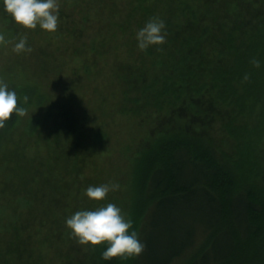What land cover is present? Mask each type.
Returning <instances> with one entry per match:
<instances>
[{
	"label": "trees",
	"instance_id": "16d2710c",
	"mask_svg": "<svg viewBox=\"0 0 264 264\" xmlns=\"http://www.w3.org/2000/svg\"><path fill=\"white\" fill-rule=\"evenodd\" d=\"M77 1L72 5L61 0V4L65 9L67 3L72 5V15L67 13L74 17L69 34L77 37L78 48L70 45H76L75 39H65L61 29L54 34L59 56L47 49L51 42L47 36L37 51L46 55L53 73L66 70L74 76L82 73L85 80L94 77L108 83L111 105L121 92V106L105 110L100 104L97 111L86 113L73 94L76 78H69L60 103L48 111V117L58 122L60 111V121L75 124L82 116L95 125L107 118L115 122L116 112L140 123L155 115L154 138L136 155L133 176L127 182L132 190L125 213L145 247L128 260L104 259V242L82 251L84 244L76 245V238L70 236L67 249L57 247L47 264H264V171L254 169L260 165L264 170L260 143L264 124L257 120L264 121V64L257 69L251 63L252 57L262 60L264 56V44L259 42L264 0H161L160 8L154 6V16L165 21L166 39L146 49L137 46L134 36L151 17L147 18L152 9L147 0ZM243 8L249 21L241 17ZM1 14L13 22L4 8ZM32 39V33L26 36L28 43ZM248 50L250 55L245 54ZM31 102L32 98L25 102L17 98L23 107L30 108ZM237 117H243L242 121H234ZM21 119L22 114H11L0 127V139ZM37 125V119L29 124V136H34ZM87 128L74 143L76 155L86 148L90 134H96V139L104 136L93 128L88 134ZM71 142L73 136L67 143ZM8 221V228L15 229L13 237L4 240V255L9 258L3 255L0 264H25L24 251L11 261L10 254L34 234L27 235L17 222ZM28 243L40 248L38 242ZM79 253L86 262L78 258ZM31 257L27 264H44L38 251Z\"/></svg>",
	"mask_w": 264,
	"mask_h": 264
},
{
	"label": "rangeland",
	"instance_id": "374dc122",
	"mask_svg": "<svg viewBox=\"0 0 264 264\" xmlns=\"http://www.w3.org/2000/svg\"><path fill=\"white\" fill-rule=\"evenodd\" d=\"M160 1L157 0L154 5V0H147V3L152 5L147 18L156 14L154 6H157V9L160 8L162 4ZM57 3L59 4V16L55 31L43 29L39 24L36 27H26L14 19L13 22H9L10 20L1 14L3 6L0 4V37H2L0 39V81L6 82L10 88H14L17 98H21L24 102L25 97L30 100L32 98L31 107L29 108V105L24 107L25 112L15 128L10 132L6 131L0 139V258L7 248V243L4 240L10 236L13 237L11 230L15 228L11 225L8 228L10 223L8 220L11 218L12 221L19 224L21 232L33 233L31 241H34V244L38 242L37 245L40 246L37 249L32 243L27 246L28 242H31L27 240L13 248L10 261L17 252L20 254L24 251L25 255L22 254L24 257L21 260H25V264L32 261L31 254L35 252L36 255V251L43 258V263L47 264L48 261H53L54 250L57 247L67 249V243L72 241L69 240V237H76L69 234L71 229L65 224V217L77 209L94 208L111 201L119 205L125 217L128 218L125 211H128L130 206L132 187L130 182L128 184L127 182L133 176L132 163L135 161L136 155H139L148 144L147 142L154 138L151 135H154L153 130L157 124L156 122L153 125V121L156 120L155 115L152 118L146 116L145 121L140 123V119L136 120L118 112L113 114L115 122L109 121L108 118L105 122L101 120L94 122L95 125H100V128H96L91 122L87 123L82 119V116L81 119H78V116L74 115V111L72 117L78 119L75 124L66 122L67 119L60 121V111H57L60 115L57 117L58 122L55 121V118L52 119L53 116H51L52 118L48 117V111L54 110L60 103L61 90L65 86H69V78H76L72 84L73 94L79 101L81 109L88 114H91V111H97L101 107L100 104L105 110H113L115 104L119 108L122 97L119 92L112 106L113 98L107 87L108 83L96 81L94 77L85 80L82 73L79 76H74L64 70L62 74L58 75L57 71L53 73L49 70L52 65L48 63L46 55L39 54L37 51L38 47L46 44L43 36L50 37L51 42H47L46 47L52 49L53 52L55 50L57 55L60 53V44L54 43V34L57 33V30L65 29L64 38L68 39L72 36L76 45H70L75 48H78L79 43L76 41L78 39L74 36L75 34L71 36L69 34L72 26L70 22L72 23L74 17L67 14L72 15L73 11L70 8L74 5L75 0H70L72 5L67 3L66 9L62 7L61 0H57ZM244 11H247V8H243L242 12ZM246 16L245 12L241 16L244 21ZM246 21H249L248 16ZM75 23L79 27L78 22ZM242 25H244L243 22ZM260 32L259 42L264 44V30ZM31 33L33 39L29 43L26 41V44L30 45V49L16 50L14 45L17 41ZM65 46L67 47V44H64ZM74 47H72V51H76ZM250 53L251 51L248 50L245 54L250 55ZM262 58L261 66L264 64V56ZM261 66H257V69ZM95 87L99 89L95 90ZM242 118L237 117L234 121H242ZM36 119L38 121L37 129L34 136H29L28 126ZM157 120H159L158 117ZM257 120L258 124H264L261 119ZM88 124L90 125L86 126ZM86 128L88 134L94 129V132L100 131L104 136L101 139H96V134H90V137H87L86 148L83 151L80 150L81 155H76L74 143L79 141L81 131ZM259 135L261 138L260 133ZM72 136L73 143L68 144L67 142ZM29 139L31 141H28L29 147L26 149L24 143ZM92 140L93 143L89 142ZM260 143L264 145V136ZM254 145V151L258 156L259 147L257 143ZM254 169L259 173L264 171L261 170L260 165ZM104 182H117L119 187L110 189L101 200L92 199L86 195L84 189L89 184L95 185ZM39 194L42 197L38 196ZM117 196L122 201H119ZM31 210L34 211L30 212ZM41 222L43 225L38 231L37 228L40 227ZM131 228L136 229V225L134 227L131 225ZM54 231L55 233L50 234ZM54 234L57 237H52ZM41 240L42 242H40ZM79 243L76 238L75 244ZM92 247L91 244H84L82 251H89ZM4 257L9 258L6 254ZM125 257L127 260L129 259V256ZM78 258L86 262L83 253H79Z\"/></svg>",
	"mask_w": 264,
	"mask_h": 264
},
{
	"label": "clouds",
	"instance_id": "9594fccd",
	"mask_svg": "<svg viewBox=\"0 0 264 264\" xmlns=\"http://www.w3.org/2000/svg\"><path fill=\"white\" fill-rule=\"evenodd\" d=\"M4 10L10 13L17 23L26 27H36L55 31L59 16L57 0H0ZM165 21L153 16L145 21L136 31L137 46L146 49L149 45L161 44L165 39ZM2 39V37H0ZM16 50L30 49L26 44V37H21L14 45ZM251 63L261 64L258 57H252ZM248 74H244L247 79ZM27 99V97H25ZM25 108L17 103V94L6 82L0 81V127L9 119L11 114H23ZM117 182L89 184L85 193L89 198L101 200L110 189H116ZM65 224L71 229L70 235L80 243L91 244L104 242L106 246L101 252L104 259L113 256H137L144 249V242L139 234L131 228L133 220L125 217L119 205L106 202L94 208H80L65 217Z\"/></svg>",
	"mask_w": 264,
	"mask_h": 264
}]
</instances>
